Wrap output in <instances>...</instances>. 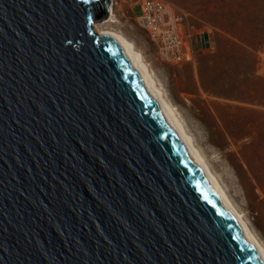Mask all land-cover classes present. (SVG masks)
I'll use <instances>...</instances> for the list:
<instances>
[{"label": "water", "instance_id": "water-1", "mask_svg": "<svg viewBox=\"0 0 264 264\" xmlns=\"http://www.w3.org/2000/svg\"><path fill=\"white\" fill-rule=\"evenodd\" d=\"M101 1L0 0V264H264Z\"/></svg>", "mask_w": 264, "mask_h": 264}, {"label": "rangeland", "instance_id": "rangeland-1", "mask_svg": "<svg viewBox=\"0 0 264 264\" xmlns=\"http://www.w3.org/2000/svg\"><path fill=\"white\" fill-rule=\"evenodd\" d=\"M117 1L115 22L106 23L108 16L95 24L124 34L141 49L197 147L264 244V0H169L184 15L182 32L192 53L178 64L159 57L138 23L134 0Z\"/></svg>", "mask_w": 264, "mask_h": 264}, {"label": "bare ground", "instance_id": "bare-ground-1", "mask_svg": "<svg viewBox=\"0 0 264 264\" xmlns=\"http://www.w3.org/2000/svg\"><path fill=\"white\" fill-rule=\"evenodd\" d=\"M108 16H109L108 19L105 21L106 23L115 22L113 7L110 8ZM94 28L98 34H102V33L109 34V36L114 40H116L120 48L124 51L129 61L131 62L132 66L141 76L145 85L149 89L150 94L155 99L156 103L163 112L164 116L172 125V127L178 134L181 141L190 151L193 160L195 161L197 166L201 169V171L204 173L209 183L218 193L222 201V204L232 214V216L239 224L244 234L247 236L249 242L255 248V250L258 252V254L260 255L261 259L264 262V244L260 241L256 233L250 227L247 220L243 216L242 212L237 208V206L232 201L231 197L227 193L221 181L219 180V178L211 168L205 155L197 147L193 136L187 131V128L185 127V124L182 121L181 117L179 116V113L176 110L175 106H173L171 102L168 100L163 88L161 87V84L159 83L155 75L153 68L146 60L145 55L143 54L141 49H139L131 39H129L127 36H125L124 34L118 31H115L113 29H101L98 24H94ZM186 45H187V40H186Z\"/></svg>", "mask_w": 264, "mask_h": 264}, {"label": "built area", "instance_id": "built-area-1", "mask_svg": "<svg viewBox=\"0 0 264 264\" xmlns=\"http://www.w3.org/2000/svg\"><path fill=\"white\" fill-rule=\"evenodd\" d=\"M140 9L138 23L149 34L159 57L170 63H182L192 57L182 32L184 15L169 0H134ZM118 4L110 0V8Z\"/></svg>", "mask_w": 264, "mask_h": 264}, {"label": "trees", "instance_id": "trees-1", "mask_svg": "<svg viewBox=\"0 0 264 264\" xmlns=\"http://www.w3.org/2000/svg\"><path fill=\"white\" fill-rule=\"evenodd\" d=\"M108 13V6L101 1L97 10V15H96V21H101L106 18V15ZM235 169H237V166L234 165Z\"/></svg>", "mask_w": 264, "mask_h": 264}]
</instances>
